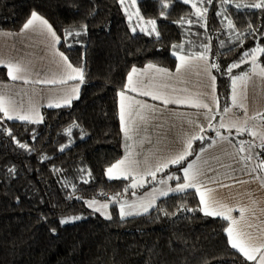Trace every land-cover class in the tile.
Here are the masks:
<instances>
[{"label":"trees","instance_id":"16d2710c","mask_svg":"<svg viewBox=\"0 0 264 264\" xmlns=\"http://www.w3.org/2000/svg\"><path fill=\"white\" fill-rule=\"evenodd\" d=\"M258 2L211 0L204 20L183 0H139L142 16L157 24L159 35L149 36L133 32L120 0H0V30L21 31L35 11L55 28L69 62L84 71L80 97L70 105L44 107L40 123L8 120L0 113V264L249 263L228 243L229 221L205 216L194 190L164 197L150 212L123 219L118 204L107 219L87 203L131 200L152 186L133 188L131 179L107 175L125 153L119 93L131 69L155 64L174 70L176 46L207 48L211 63L219 66L213 70L225 106L232 92L228 67L253 51L264 31V9L250 7ZM220 8L234 24L231 31L225 30ZM65 30L72 35L65 38ZM184 31L194 35L186 39ZM260 62L264 67V54ZM10 80L1 67L0 82ZM203 136L193 154L169 167L166 176L181 174L218 138L212 128ZM80 168L90 179L72 183L69 175ZM65 219L69 222L62 224Z\"/></svg>","mask_w":264,"mask_h":264},{"label":"snow or ice","instance_id":"6c2138e0","mask_svg":"<svg viewBox=\"0 0 264 264\" xmlns=\"http://www.w3.org/2000/svg\"><path fill=\"white\" fill-rule=\"evenodd\" d=\"M189 0H183V3H188ZM211 2V0H209ZM228 0H222V3H227ZM121 5L125 4V0H120ZM136 0H131V6L134 7ZM244 7H248L249 5H243ZM162 7L167 8L168 4L164 3ZM192 7H196V5H192ZM237 8H240L241 5L237 4ZM252 8L256 9H264V0H259L258 3H253L250 5ZM206 9L204 10H197V15L201 18L204 17L206 14ZM137 17H139V12L135 13ZM129 19L131 20V15H129ZM142 21L143 18H140ZM147 23L151 26V34L152 32H156V23L154 20H149ZM229 28L234 27L231 20L228 23ZM22 30L28 31H38L41 34L46 35L50 42L51 47L53 48V52L55 56L60 57V61L62 63L59 65L60 73L57 76H54L52 79H40L39 73L37 74L38 78L30 80L29 78V70L27 66L23 65L20 62H10V61H2L0 60V66H4L7 68V75L12 81L23 80L25 84L27 83H35V84H66L68 81H79L83 83L84 80V71L82 68L74 67L71 63L68 62L67 57L55 50V46L61 43L60 37L57 36V33L53 30L52 26L48 23L46 19L41 17L37 12L33 11L30 15V18L24 23L22 26ZM84 30L86 31V26H84ZM142 31H147L145 28H141ZM135 31V28H133ZM159 35V33H156ZM72 33L65 30V38L71 36ZM75 35H80L79 32H76ZM69 47L71 45L69 44ZM175 47V46H174ZM208 49H205L204 53H201L196 56L188 57V56H177V59L180 63L176 67V74L177 76L182 75L189 69H191L194 65L198 67L208 78L211 80V89L215 92V77L211 76L210 68H217L219 70V66L216 64L209 65L207 63V53ZM257 53L264 54V47H256L253 51L248 52L245 51L242 54V59L239 62L232 63L227 71L229 73L232 72V69L239 68L243 63H250L251 67L248 71L244 72L241 75H237L232 77L231 79V103L233 107H239L244 109L245 116L247 117V109L246 106L241 102V94L238 91V83L243 86L244 88L247 87V84L253 78H259L261 82H264V67H261L258 62ZM173 55H176L173 52ZM250 58V60H249ZM202 62V63H201ZM155 72L160 74L161 76H169L170 74L167 73L166 70L161 68H156L153 64H148L147 68L144 72H140L138 69L133 67L131 72L127 76V83L125 85L124 90L119 93V118L121 123L122 131L124 132L125 138L131 139V134L135 131L139 133L141 131L139 124L135 121L131 120V117L134 115L139 118L140 122H146L148 120V116L145 115V112L154 113L156 111L155 106H150L142 101L135 99L132 96L127 95V92H134L138 95L142 96H150L152 100H159L161 101L162 105L166 108L170 104L175 105H185L194 109L198 110H206L204 113L205 119L209 121L208 128H212L216 131V136L221 140H227L228 138L221 136V133L213 128L211 123L212 120L215 119L213 115V107L210 106L203 99V93H195V94H186V95H170L166 94L164 89H167L169 85L167 83H155L156 77L151 76L147 81L142 79L146 73L148 72ZM199 75V73H197ZM175 92L176 90L173 89ZM181 91L186 92V89ZM79 87H73L69 92H66L62 97L55 100L54 102L50 101L48 107H61L63 105H70L71 101L75 98H78ZM246 98V97H245ZM212 102L216 105V108H219V102L217 98L213 95L210 97ZM224 113L231 111L230 108L225 107L223 109ZM0 113H2L8 120H20L26 121L31 123H40L42 121V117L39 113L38 108L34 104H29V106L25 109L24 106L12 99L8 94L4 92H0ZM260 116L264 117V113L259 114ZM250 119H257V116H252ZM188 123H195L194 121L189 120ZM135 125V128H133ZM196 127L199 129V132L192 135L185 141V147L183 150L178 152L177 154L170 156L166 159L159 160L155 165L149 163L146 159L143 161L145 165H147L146 172H139L137 173V169L140 167V162L130 159L129 156H126L125 159L119 160L116 164L112 165L107 169V175L109 179H119L124 178L128 179L129 176H132L133 183L131 187L136 188L138 186H142L143 184V177L145 175L152 177L153 179L156 178V174L161 172L163 169L169 167V165H178L181 164L189 155H192V145L194 140L203 141L205 137L202 133L205 131V128L199 124H196ZM219 128H225L227 130H231L233 128L236 129L238 135L244 134L247 132L252 136H256L257 133L252 131L247 127V119L244 121V125H238L236 122L231 124H225L223 121L219 124ZM70 131V130H69ZM11 133H9L10 135ZM230 142V141H229ZM216 141H212V145H215ZM20 147H25V145L21 144ZM253 147L249 143L248 147V155L243 157L247 161H251L255 158V155L252 152ZM261 149H264V137H261V144L259 145ZM204 149H201L203 152ZM238 152H244L245 148L243 143L238 147ZM199 159V157H198ZM260 169L264 171V160H261L257 165L256 168L253 169ZM10 171H12L10 169ZM134 173H137L134 175ZM206 176V170L199 167L197 164L188 163L186 167H183V177H176L175 179L181 180V183H178L175 188H166L159 190L160 195L167 196L169 192H180L183 193L188 189H194L195 193L199 196V203L201 205L200 211L204 213L205 216H219L222 217L224 220L229 221V226L225 229L227 236H228V243L231 245V248L236 249L239 251L247 260L252 261L257 259V254H259L258 264H264V239H260L257 242L256 239L253 238L251 232L245 231L244 228L241 227L242 223H245L247 220L246 213H248L249 209L247 208H240V219L237 220L231 216L232 211L234 210L232 207L228 206L225 202L218 199L216 196V192L218 188L222 187H229L228 185H224L220 182L215 180H210L211 183L217 184L218 188H211L208 187L209 181L203 179ZM173 177L171 175L168 176V180H172ZM86 182V181H85ZM161 184H165V180L160 181ZM240 183H247L246 181H240ZM262 187H264V183H262ZM155 197L151 200H148L146 203L141 201L139 204H132L128 205L129 211H125L124 206L120 209V217L123 219L126 216L131 215H139L142 212L146 213L149 211V208L154 206ZM96 201H92L89 204V207H94ZM108 207L107 204L100 205L99 208H96V211H100L101 209H106ZM191 211V209H189ZM105 218L111 219V216L107 213H103ZM72 219H80V217H73ZM69 220H61L62 224L68 223ZM247 227H251L250 224L246 225ZM54 231V230H53Z\"/></svg>","mask_w":264,"mask_h":264},{"label":"crops","instance_id":"0c3cea01","mask_svg":"<svg viewBox=\"0 0 264 264\" xmlns=\"http://www.w3.org/2000/svg\"><path fill=\"white\" fill-rule=\"evenodd\" d=\"M39 34L40 33L38 31H32V30H28V31L21 30L19 32V36L23 39V41H25L28 44L30 51L32 52L29 56H27V60H24V64L25 66H27V68H29L30 66L33 67L31 73H33V75L35 76H37L35 74L37 70V66L40 65L41 79H52L54 76L58 77L60 73L59 65L62 63V61H60L59 56L54 55L53 48L51 47V45L50 46L47 45V43L49 42V38L46 35H43V41H45L46 46L44 47L42 52L38 53L36 51L35 47L39 43ZM188 47L195 49V51L192 50L187 51L185 48L176 49L179 48V46H176L173 51L176 53V55H174L176 59L177 56L192 57L205 52V49L203 48H198L193 46H188ZM55 50L62 53L60 47L58 46H55ZM206 55L208 57L207 63L211 65L212 63L210 61L211 58L209 51H207ZM179 63L180 61L177 59V65ZM153 65L156 68H161L166 70L167 73H169L170 75L165 77L153 71L146 73L144 77H141L142 79H145V81H147L149 77L155 76L156 77L155 83L159 84L163 82L169 85V87L167 89H164V91L166 92V94H170V95H186V94L203 93L204 94L203 99L207 103H209L210 106H212L214 109L213 115L215 116V119L211 121L213 128L216 125H218L220 117L222 116L221 112L223 111L219 110L220 102L218 97V82L213 68H210L209 70L211 76H214L216 78L215 92H213L210 87L211 80L195 65L180 76H177L176 68L174 70H171L155 64ZM146 68L147 65L144 67H137L136 69H138L140 72H144ZM197 73H199V75ZM18 82H20L23 85V87H21L22 88L21 91H25L26 97L28 98L30 97L29 98L30 101L38 108L40 115L43 111V108L48 107L50 101L54 102L55 100L59 99L66 92H69L73 87L76 86L79 87V93H78V97H79L83 86V83H80L79 81H68L66 84L57 83V84H47V85L35 84V83L25 84L23 81L20 80L18 81L10 80L9 82H0V83H4L8 85L7 88L11 90L12 87H9L10 85H12L11 83L17 84ZM15 87L17 86L15 85ZM173 89H175L176 91L174 92ZM183 89H186L187 91L186 92L181 91ZM27 94H29V96H27ZM126 94L150 106H155L156 108V111L154 113L145 112V115L149 117L146 122H140L139 118L135 115L131 117L132 121H135L136 123L139 124L141 131L139 133H136L134 131L131 134L132 138L126 140L125 153L122 159H125V157L129 156L130 154L129 156L130 159L140 162V167L137 169V173L147 171V165L143 163V161H145L146 159L149 161L150 164L155 165L159 160L166 159L183 150L185 147V141L192 135L199 132V129L196 127V124H199L205 128V131L202 133V135H204V133L208 129H210L208 128L209 121L205 119V115H204L206 110H199V114H198L197 109L185 105L178 106L175 104H170L165 108L162 105L161 101L152 100L150 96H142L134 92H127ZM213 95L217 98L219 102L218 109L210 99V97ZM76 99L77 98L73 99L71 103ZM189 120L194 121L195 123L190 124L188 123ZM133 128H135V125H133ZM233 139L234 138L232 137V140ZM219 140L220 139L217 138L215 140L216 141L215 145L211 147L210 145H212V143L203 147L202 149H204V151L201 152L200 150L196 155V157L190 160L188 163L197 164L199 167L206 170V176H204L203 179L209 181L208 187L218 188V185L211 183L210 180H215L217 182L229 186V187L218 188L216 192V196L218 199L219 197H231L234 200H239L238 205H240L241 201L245 197V192L242 191V186L244 184L240 183V181H242L241 176L237 174V172L232 170V166H233L232 160L237 162L239 161L240 157L235 154L234 150L231 149L224 150L223 149L224 147L225 148L228 147H226L225 145H221V143H219ZM196 141L197 140L193 141V145ZM233 142L235 141L233 140ZM228 157L231 158V162L228 161ZM171 166L177 167L176 165H169V167ZM169 167L163 169L161 172H158L159 175L165 177L166 176L165 172H167L166 170L169 169ZM137 173H134V175ZM170 175L173 177V179H175V176L183 177V170L181 174L177 173L176 171L175 172L172 171ZM168 176L169 175H167L166 178L162 177L161 179L164 178L163 180L167 182L166 183L167 188L168 186L169 188H171L172 180L171 181L168 180ZM146 177L147 175H145L143 179H145ZM119 179H124V178H119ZM128 179L132 180V176H129ZM132 182L134 181L132 180ZM149 186H145V187L138 186L136 188H147ZM160 186L162 187L164 185L160 183ZM149 189L143 194L137 195L135 197L140 198V201L138 200L139 202L144 201L145 203L148 200H151L153 197H155L154 205H156V202L160 197L159 196L160 193L153 194L150 192ZM154 189L157 190L159 189V187ZM189 190H194V189H188L186 191ZM173 193L178 194L180 192H173ZM132 200L134 199H131L129 201H124V204H128L127 202H135ZM234 213H235V219L239 220L240 212L236 211Z\"/></svg>","mask_w":264,"mask_h":264},{"label":"rangeland","instance_id":"374dc122","mask_svg":"<svg viewBox=\"0 0 264 264\" xmlns=\"http://www.w3.org/2000/svg\"><path fill=\"white\" fill-rule=\"evenodd\" d=\"M188 3L191 6L194 4L196 5L195 8L193 7L196 15H197L198 9L199 10L206 9L207 10L206 14L203 17L204 20H206V15L209 12V6H210L211 2L206 1V0L203 2H201L200 0H189ZM202 3L203 4L206 3L207 7H204L202 5ZM123 6H124L125 12L128 13V19H129V15H131V20L130 19L129 20L132 23V30H133V28H135V31H133V32L145 33L149 36H157V34H156V33H158L157 24H156V32H152L151 34H148L149 32H151V26L147 23V21H149V20L145 19L140 12L139 0H136L134 7L131 6V0H125V4ZM137 11L139 12V17H137L135 15V13ZM219 14H220V17H221L223 23L225 24V30L231 31L233 29V27L229 28V26H228L229 20L231 19L229 17L228 13H226L223 9L220 8ZM39 15L41 17H43L44 19H46L41 14H39ZM140 18H143V20L141 21ZM48 23L52 26V24L49 21H48ZM232 24H233V22H232ZM233 26H234V24H233ZM52 28L57 33V31L55 30V28L53 26H52ZM141 28H145V29H147V31H142ZM19 32L20 31L0 30V60L6 61V62L10 61L13 63L20 62L23 65H25L24 60H27V56H29L32 52L30 51L28 44L25 41H23V39L19 36ZM183 34H184V37L186 39L189 38V36L191 37L194 35L193 33L188 32V31H184ZM43 35L44 34H41V33L39 34V43L35 47V49L38 53L42 52V50L46 46L45 41H43ZM57 36H59L58 33H57ZM262 38H264V31L257 35V37H256L257 44L254 47V49L256 47H264L262 44H260V41ZM47 45H49V46L51 45L50 40L47 43ZM59 45L60 44H58L56 46L59 47ZM183 48H185L187 51L188 50L195 51V49L188 47L186 44L180 45L179 48H176V49H183ZM261 55H262V53H257L258 62L260 64V66L263 67V65L260 62ZM249 60H250V58H249ZM1 67H4V66H0V68ZM250 67H251L250 63H243V64H241V66L239 68H236L237 69L236 71L231 72V76L234 77L237 75H241L244 72L248 71ZM28 70H29L30 80L34 81L35 79L38 78V76H35V75H33V73H31V71L33 70L32 66H30L28 68ZM38 73L41 74L40 65L37 66V70H36L35 74L37 75ZM39 78H40V75H39ZM20 81H23V80H20ZM0 84H1L0 85V92H4V93L8 94L12 99L21 103L25 109L29 106L30 103L33 104L29 99L30 97L29 98L26 97L25 91H21V89H22L21 87H23V85L20 82H18L17 84L11 83L12 85L9 86V87H12L11 90H9L7 88L8 85H6L4 83H0ZM15 85L17 87H15ZM238 91L241 94V102L246 106L247 117L245 116L244 109L232 106L231 96H230L229 103H227L225 106H224V104L223 105L220 104L219 110L223 111V109L225 107H228L231 109V111H229L227 113H224V111L221 112L222 116L220 117L218 125H216L214 128L217 129L221 133V136L228 138L227 140H224V141L219 140V143H221V145H225L226 147H228V148L224 147L223 149L224 150H227V149L234 150L235 154L240 157L239 161H237V162L232 160V163H233L232 170H234L235 172H237V174H239L241 176L242 181L247 182V183H242V184H244L242 186V191L245 192V197L241 201L240 205H238L239 200H234L231 197H219V199L234 209L231 213V216L233 218H235L234 212H236V211L239 212L240 208L249 209L248 213H246L247 220L245 223L241 224V227L244 228L245 231L251 232L253 238L256 239L257 242H259L260 239H264V187H262V183H264V171H261L260 169H256L255 171H253V169L256 168V165L261 160H264V158L262 156V151H264V149H261V147H259V145L261 144V137H264V117L259 115L261 113H264V82H261L259 78H253L252 80H250L248 82L246 88H244L243 86H241L238 83ZM27 96H29V94H27ZM218 97H219V93H218ZM42 116H43V112L41 113V117ZM252 116H257V119H255L253 121V119H250V117H252ZM245 119H247V127L249 129H251L252 131L256 132L257 133L256 136H252V135L248 134L247 132H245L244 134L238 135L235 128H233L231 130H227L225 128H219V124L221 123V121H223L225 124H231L233 122H236L238 125H244ZM18 121H20V120H18ZM232 137L234 138L233 140L235 142H233ZM241 143H243V146L245 148L244 152H238L237 151V149L241 145ZM249 143H251L252 145H255V147H253V149H252V152L255 155V158L251 161H247L245 159H242L243 157H246L249 154L247 151L248 147H249ZM228 161L231 162L230 157H228ZM162 177H164V176L159 175V173L156 174L155 179H153L150 176H147L145 179H143L142 186L145 187V186H149L151 184L152 186L149 187L150 189L148 188L150 190V192L153 194L154 193H160L159 190L167 188V186H166L167 182L165 184H162L164 186H162V187L160 186L159 182L162 180L161 179ZM176 177L177 176H175V178ZM164 178H166V176ZM69 179L71 180L72 183H77L80 180H89L90 179V172L88 170H86V168L76 169V170L71 172V174L69 175ZM178 183H181V181ZM178 183H177V179H172V181H171L172 187L171 188H175ZM157 187H159V189L155 190L154 188H157ZM168 188H169V186H168ZM172 194H174V193L169 192V194L167 196H170ZM147 195H150V194H147ZM159 196L160 197H159L158 201L164 197H167V196H162V195H159ZM144 197H146V196H144ZM133 199L134 200H132V201H135V202H127L128 204H124V199L122 201L94 200V201H96V204L94 207H89V204L93 200L88 201L87 204H88V207L93 209V210H95L96 208H99L100 205L107 204L108 207L106 209H101L100 211H98L99 213H101L105 217V215L103 213H107L108 215L112 216V214H113L112 213V206L115 204H118L119 212H120V209L122 206H124L125 211H129V208L127 207L128 205L140 203L139 202L140 198L134 197ZM127 201H129V200H127ZM157 202H156V204H157ZM155 206L156 205L150 207L148 212L153 210V208ZM148 212H146V213H148ZM146 213L142 212L141 214H146ZM141 214H139V215H141ZM131 216H133V215H131ZM126 217H129V216H126ZM214 217H219V216H214ZM239 217H240V214H239ZM72 218L73 217H70L69 220L70 221L78 220V219H72ZM247 224H250L251 227H247L246 226ZM258 260H259V254H257L256 260H252V261L248 260L249 261L248 264H258Z\"/></svg>","mask_w":264,"mask_h":264},{"label":"built area","instance_id":"2783aa9c","mask_svg":"<svg viewBox=\"0 0 264 264\" xmlns=\"http://www.w3.org/2000/svg\"><path fill=\"white\" fill-rule=\"evenodd\" d=\"M262 156H263V158H264V151H262Z\"/></svg>","mask_w":264,"mask_h":264}]
</instances>
